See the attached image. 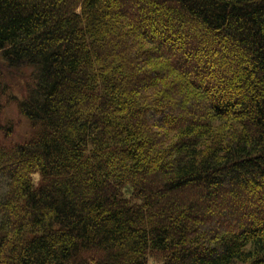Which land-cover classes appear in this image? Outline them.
Instances as JSON below:
<instances>
[{
  "label": "trees",
  "instance_id": "trees-1",
  "mask_svg": "<svg viewBox=\"0 0 264 264\" xmlns=\"http://www.w3.org/2000/svg\"><path fill=\"white\" fill-rule=\"evenodd\" d=\"M11 103L0 264H264V0H0Z\"/></svg>",
  "mask_w": 264,
  "mask_h": 264
},
{
  "label": "rangeland",
  "instance_id": "rangeland-1",
  "mask_svg": "<svg viewBox=\"0 0 264 264\" xmlns=\"http://www.w3.org/2000/svg\"><path fill=\"white\" fill-rule=\"evenodd\" d=\"M3 78L4 82L9 85L12 95L22 98L26 74L24 75L22 72L18 71H4ZM0 122L2 126L12 130L13 134L10 143L14 145L25 143L36 132V129L28 119L19 113L18 107L14 103L9 104L5 108ZM2 139H4V136H2ZM150 264H154L153 259L150 260Z\"/></svg>",
  "mask_w": 264,
  "mask_h": 264
}]
</instances>
